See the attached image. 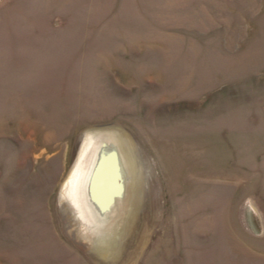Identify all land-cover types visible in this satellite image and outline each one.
I'll list each match as a JSON object with an SVG mask.
<instances>
[{"label":"rangeland","instance_id":"obj_1","mask_svg":"<svg viewBox=\"0 0 264 264\" xmlns=\"http://www.w3.org/2000/svg\"><path fill=\"white\" fill-rule=\"evenodd\" d=\"M0 264H264V0H0Z\"/></svg>","mask_w":264,"mask_h":264},{"label":"bare ground","instance_id":"obj_2","mask_svg":"<svg viewBox=\"0 0 264 264\" xmlns=\"http://www.w3.org/2000/svg\"><path fill=\"white\" fill-rule=\"evenodd\" d=\"M95 153V152H94ZM96 154V155H95ZM95 160L93 161V163L90 165L89 170H88V175L86 178V181L84 183L83 188L81 189V180L83 179L84 174H81V176H77L76 177V181H77V192L80 193V189H81V193L84 195L85 199H86V206L89 209V207H91L92 209L97 210L98 204L97 202L94 200L93 195H96V192H98V190L102 191V183H103V178H105L108 170L110 168H112L111 162L109 161L108 158V150L106 149H101L100 151H97V153H95ZM107 155V156H106ZM91 163V162H90ZM78 169V168H77ZM77 169L74 171V174L76 173ZM112 170V169H111ZM112 173V172H111ZM74 174L72 175V178L70 179L69 182H67V186L69 185V183L71 184L72 179L75 177ZM113 176V174H112ZM80 177V178H79ZM114 177V176H113ZM116 177V176H115ZM114 177V178H115ZM118 177V176H117ZM110 178V177H109ZM111 179V178H110ZM114 181V180H113ZM113 183V182H112ZM115 183H116V178H115ZM108 185V183H107ZM115 185V184H113ZM73 184H71L69 187V191H72L74 189V187H72ZM104 186V185H103ZM113 187V186H110ZM99 188V189H98ZM106 188V187H105ZM71 189V190H70ZM103 192V191H102ZM80 193V195H81ZM103 194V193H102ZM111 199L114 197V192L112 193ZM102 197V196H101ZM104 201V200H103ZM105 203V201H104ZM103 203V204H104ZM102 204V205H103ZM76 206V205H75ZM74 208V207H72ZM76 208V207H75ZM74 208V209H75ZM90 210V209H89ZM96 215V214H95ZM94 215V216H95ZM79 216V215H78ZM97 217V216H96ZM97 219V218H96Z\"/></svg>","mask_w":264,"mask_h":264},{"label":"water","instance_id":"obj_3","mask_svg":"<svg viewBox=\"0 0 264 264\" xmlns=\"http://www.w3.org/2000/svg\"><path fill=\"white\" fill-rule=\"evenodd\" d=\"M105 212L103 211L102 213L98 214L99 216H101V214L103 215ZM103 217V216H102Z\"/></svg>","mask_w":264,"mask_h":264}]
</instances>
